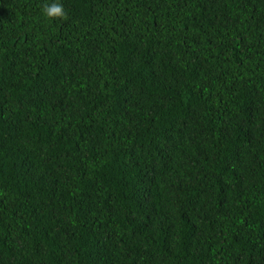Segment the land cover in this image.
Here are the masks:
<instances>
[{
    "label": "trees",
    "instance_id": "obj_1",
    "mask_svg": "<svg viewBox=\"0 0 264 264\" xmlns=\"http://www.w3.org/2000/svg\"><path fill=\"white\" fill-rule=\"evenodd\" d=\"M0 264H264V0H0Z\"/></svg>",
    "mask_w": 264,
    "mask_h": 264
},
{
    "label": "clouds",
    "instance_id": "obj_2",
    "mask_svg": "<svg viewBox=\"0 0 264 264\" xmlns=\"http://www.w3.org/2000/svg\"><path fill=\"white\" fill-rule=\"evenodd\" d=\"M42 13L49 19H67V13L63 5L59 2H53L51 4H44L42 7Z\"/></svg>",
    "mask_w": 264,
    "mask_h": 264
}]
</instances>
